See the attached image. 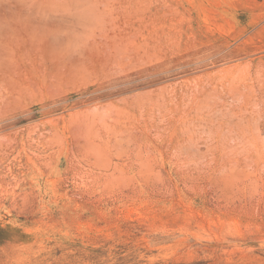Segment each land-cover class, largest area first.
<instances>
[{
    "label": "rangeland",
    "instance_id": "obj_1",
    "mask_svg": "<svg viewBox=\"0 0 264 264\" xmlns=\"http://www.w3.org/2000/svg\"><path fill=\"white\" fill-rule=\"evenodd\" d=\"M0 264H264V0H0Z\"/></svg>",
    "mask_w": 264,
    "mask_h": 264
}]
</instances>
